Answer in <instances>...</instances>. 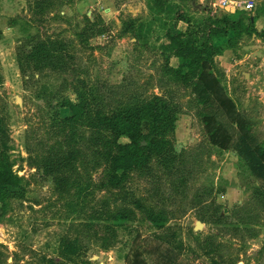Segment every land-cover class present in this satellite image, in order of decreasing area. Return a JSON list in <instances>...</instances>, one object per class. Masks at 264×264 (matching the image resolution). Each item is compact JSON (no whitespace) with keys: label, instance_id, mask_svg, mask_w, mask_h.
Returning <instances> with one entry per match:
<instances>
[{"label":"rangeland","instance_id":"374dc122","mask_svg":"<svg viewBox=\"0 0 264 264\" xmlns=\"http://www.w3.org/2000/svg\"><path fill=\"white\" fill-rule=\"evenodd\" d=\"M149 1L115 0L111 7H103L98 1L43 0L41 13L33 0L31 6L29 0H0V119L4 128L0 146L27 184L24 199L0 200V247L8 255L1 264H42L44 256L61 260L58 246L67 234L82 235L87 251L82 258L90 261L75 259L68 264H127L138 236L149 248L161 242L184 264H214V260L218 264H264V181L251 174L236 151L222 150L209 142L201 105L191 87L162 76L165 56L161 42L173 22L170 16L152 15ZM253 1L252 15L264 3ZM182 4L196 16L208 14L206 6ZM87 17L99 19L101 27L107 28L105 33L82 40L81 32L88 35ZM130 20H136L138 26L144 22L143 34L148 35L124 32L125 22ZM30 36H52L70 43L75 68L66 73L45 70L24 75L17 52ZM215 42L225 45L226 39ZM239 48L240 43L232 49L236 52ZM171 65L177 66L178 60L172 58ZM219 68L229 94L264 142V51L242 66L244 73ZM79 78L90 84H124L126 89L118 93L122 98L129 90L138 89L147 95H167L179 105L175 148L187 159V183L176 189L166 177L134 173L127 186L136 196L168 212L170 219L163 229H157L130 204L137 210L136 220L117 228L110 237L105 221L92 219L93 210L105 200L112 209L127 202L123 190L101 187L106 181L104 167L92 173L97 187L90 200L74 207L71 203L78 200L76 195L59 192L52 178L30 164L29 150L44 153L47 144L55 141L53 117L67 112L51 104L76 101ZM214 206L222 214L221 221L209 216L203 220L200 214H211ZM147 256L156 264V255Z\"/></svg>","mask_w":264,"mask_h":264},{"label":"trees","instance_id":"16d2710c","mask_svg":"<svg viewBox=\"0 0 264 264\" xmlns=\"http://www.w3.org/2000/svg\"><path fill=\"white\" fill-rule=\"evenodd\" d=\"M33 1L42 13L45 9L43 0ZM29 2L31 6V0ZM150 6L152 15H167L173 22L161 42L165 56L162 76L191 87L201 105L202 122L209 142L222 150L236 151L251 174L264 181V142L257 136L251 119L229 94L217 60V56L227 48H234L245 35L255 33L264 38V28L258 30L254 18L244 9L223 12L225 16L222 18L223 14L218 16L212 11L196 16L179 0H151ZM258 12L264 15V3ZM87 21L88 35L83 36L81 32L82 40L105 33L107 28L101 27L99 19L87 17ZM180 21L187 24L185 31L177 28ZM140 23L138 26L136 20L125 22L124 32L132 31L137 36L142 33L146 37L144 22ZM223 39H226L225 45L215 42ZM17 58L24 75L45 70L66 73L75 68L71 44L52 36H30L23 40ZM172 58L178 60L177 66L171 65ZM124 87V84H90L79 78L74 90L76 101L66 99L51 104L54 108L67 109L65 115L58 112L53 117L55 141L47 144L44 153L33 154L29 150L30 164L52 178L59 192L73 193L78 197L71 203L74 207L90 200L94 186L97 187L92 173L104 167L106 181L101 187L123 190L127 202L112 209L110 202L105 200L93 210L92 219L104 220L110 237L117 228L127 227L129 222L136 220L137 210L130 204L145 214L157 229H163L170 219L168 212L155 208L146 198L136 196L127 188L134 173L147 178L166 177L169 185L176 189L185 185L190 176L186 171L187 159L175 148L179 105L167 95H147L138 89L129 90L122 98L118 93L120 89H126ZM3 129L0 119L2 134ZM122 137L128 140L122 141ZM4 155L5 150L0 146V200L24 199L27 184ZM213 210L211 214H200V217L204 220L209 216L220 222L222 214L215 206ZM81 236L63 235L57 254L61 260L44 256L42 264H68L75 259L90 263L82 258L87 251ZM138 237L133 241L127 264H152L147 255L153 254L156 255V264H184L176 252L163 247L161 242L157 247L149 248L138 241ZM7 256L0 247V264L8 259ZM214 264L218 262L214 260Z\"/></svg>","mask_w":264,"mask_h":264},{"label":"crops","instance_id":"0c3cea01","mask_svg":"<svg viewBox=\"0 0 264 264\" xmlns=\"http://www.w3.org/2000/svg\"><path fill=\"white\" fill-rule=\"evenodd\" d=\"M96 2L102 4L103 7L110 6L115 0H82V3L84 2ZM181 3L187 2L188 4L192 2L194 5L197 4L199 8H202V6H206L207 12L215 11L218 13V16L221 15L223 12H231L226 10L221 6V1L225 0H179ZM12 2V1H11ZM236 0H226V5L236 8L234 12H236L238 9H243V6L246 5H240L236 6L235 5ZM151 0L149 1L148 5H150ZM216 7H219L218 9H214ZM111 10V9H109ZM247 10L249 14L250 11L249 9H244ZM252 15V14H251ZM256 15H260L259 17ZM253 18L255 22V26L257 27L258 30H262L264 28V15L261 13L254 12L253 13ZM251 16V17H252ZM177 28L179 30L185 31L187 28V24L183 21H180L177 24ZM264 38L261 36H258L257 34H252L250 36L245 35L242 40L239 42L240 43V48L235 52L232 48H227L221 55L217 57L218 61H220V66L223 67V69L227 73H233L235 74L236 72L238 73H244L242 70V66H245L247 62H250V59L254 57V55H260L262 51H264ZM239 56V57H237ZM236 71V72H235ZM242 71V72H241ZM235 72V73H234Z\"/></svg>","mask_w":264,"mask_h":264},{"label":"built area","instance_id":"2783aa9c","mask_svg":"<svg viewBox=\"0 0 264 264\" xmlns=\"http://www.w3.org/2000/svg\"><path fill=\"white\" fill-rule=\"evenodd\" d=\"M222 4L226 5V0L225 1H221ZM236 6H240V5H246L247 9L249 10H253L255 8V2L253 0H236L235 2Z\"/></svg>","mask_w":264,"mask_h":264},{"label":"water","instance_id":"95a60500","mask_svg":"<svg viewBox=\"0 0 264 264\" xmlns=\"http://www.w3.org/2000/svg\"><path fill=\"white\" fill-rule=\"evenodd\" d=\"M221 6H222L223 8H225L226 10L231 11V12H234V11L236 10V8L230 7V6H228V5L221 4ZM242 8H243V9H247L246 6H243ZM200 225H201V222H198V224H197V228H200V227H201Z\"/></svg>","mask_w":264,"mask_h":264}]
</instances>
